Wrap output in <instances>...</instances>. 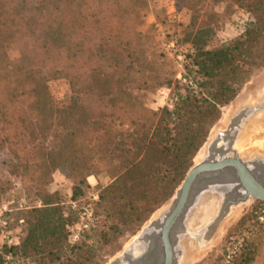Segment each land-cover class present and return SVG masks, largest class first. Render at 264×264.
<instances>
[{"label": "trees", "instance_id": "16d2710c", "mask_svg": "<svg viewBox=\"0 0 264 264\" xmlns=\"http://www.w3.org/2000/svg\"><path fill=\"white\" fill-rule=\"evenodd\" d=\"M143 2L0 0V165L31 183L35 197L55 171L75 181L73 199L84 194L89 177L110 179L93 203V226L77 242L68 240L78 213L65 215L45 197L21 220L24 238L0 249V264H10L8 257L101 264L99 252L138 232L174 195L223 108L264 68V0H237L253 14L238 39L212 48L215 31L190 25L183 41L193 50L186 57L188 83L172 107L153 111L135 103L133 92L151 87L152 65L133 48V41L143 46L144 34L120 22L137 16ZM109 21L127 33L117 51L103 36ZM14 42L21 50L16 63L8 55ZM47 70L70 80L68 107L57 106ZM56 129L63 132L52 149ZM251 250L245 243L235 264H250Z\"/></svg>", "mask_w": 264, "mask_h": 264}, {"label": "rangeland", "instance_id": "374dc122", "mask_svg": "<svg viewBox=\"0 0 264 264\" xmlns=\"http://www.w3.org/2000/svg\"><path fill=\"white\" fill-rule=\"evenodd\" d=\"M123 7H126V4H123ZM138 10L137 16L130 17L120 24H122V29L133 27L145 36L142 47L136 44L137 41L132 43L133 48L137 49L138 52H146V56L152 65L150 67V81L152 83L149 88L135 90L133 100L153 111H158L166 106L171 108L177 95L183 93L182 87L188 83L184 78L185 66L188 61L186 57L193 50L189 44H184L183 41L190 31L191 24H194L196 29L209 25L215 31L211 47L216 48L243 35L253 18V14L244 6H240L237 0H201L200 2L199 0L194 2L192 0H144L142 6H138ZM117 22L109 21L106 28L104 27L108 30L103 32L105 39H111L109 47L116 51L119 50V42L127 40V33L123 30H117ZM8 55L13 63L19 61L21 57L19 43L14 42L8 45ZM46 72L50 80V91L57 106L59 108L68 107L73 97L70 80L55 74L52 75L50 70ZM262 82H264V68L256 71L236 99L223 108L222 117L212 128L208 138H211L216 131L226 129L227 119L239 111V104L245 102L243 108L249 106L248 101L252 97H257L255 92L258 91V85ZM160 83H162L161 86H158ZM256 105L258 104L251 106ZM263 121L264 112L251 120L239 139L236 149L245 161L259 157L264 158ZM67 131L64 129V132ZM62 132L57 129L52 132L50 148H57L60 141L58 136H61ZM201 152L205 153V148H201L198 155ZM195 159L193 165L199 163L195 162ZM109 182L110 179L105 173L91 176L87 179L88 188H84V194L73 199L75 181L67 178L60 171H55L40 190V196L35 197L31 183L25 182L19 175H10L6 168L0 165V249L5 246H12L8 243V239L13 238L16 242L17 236L21 239L24 238L27 225L23 224L21 220L25 218L28 211L43 207L45 197L53 198L55 202H58L65 215L72 211L78 213V219L72 226L73 231H78L83 222H87L90 229L94 223L95 207L93 203L98 200L100 188ZM173 196L152 214L138 232L133 235L127 234L119 243L99 252L98 260L100 263L110 264L118 257L134 241L142 229L165 210ZM217 204L218 202L214 206L212 198L207 200V204L203 203L209 208L206 207L204 211L206 213L199 221L197 220L190 225L191 230H194L204 221L208 222L213 217ZM233 210H236V215H234ZM3 222H7L8 225L4 226ZM231 240L236 243L243 241L244 244L251 246L253 260L250 264H264V202L251 200L233 207L229 216L221 223L213 239L205 245L197 243L195 246L189 247L182 264H216ZM94 241H97V238L89 241V243H94ZM68 243L72 245L75 242L70 238ZM67 258L71 259V255L68 254ZM7 260L10 264H39L33 259L8 257Z\"/></svg>", "mask_w": 264, "mask_h": 264}, {"label": "water", "instance_id": "95a60500", "mask_svg": "<svg viewBox=\"0 0 264 264\" xmlns=\"http://www.w3.org/2000/svg\"><path fill=\"white\" fill-rule=\"evenodd\" d=\"M263 112L264 100L245 107L229 119L225 130L208 138L202 147L205 157L191 167L169 205L110 264H182L189 247L213 239L233 207L264 202V161H245L236 149L248 124ZM209 196L218 202L213 217L191 230L192 219Z\"/></svg>", "mask_w": 264, "mask_h": 264}, {"label": "built area", "instance_id": "2783aa9c", "mask_svg": "<svg viewBox=\"0 0 264 264\" xmlns=\"http://www.w3.org/2000/svg\"><path fill=\"white\" fill-rule=\"evenodd\" d=\"M90 219V218H88ZM4 226H7V222H3ZM89 230V224L87 222H83L81 227L78 229V231H73L71 239L73 242H77L80 239V236L83 232ZM8 243L13 245L15 244V239H8ZM243 241L242 242H233V240L230 241L228 244L226 250L222 254L221 258L218 260L217 264H235V259L237 255L241 252V249L243 248Z\"/></svg>", "mask_w": 264, "mask_h": 264}, {"label": "bare ground", "instance_id": "6f19581e", "mask_svg": "<svg viewBox=\"0 0 264 264\" xmlns=\"http://www.w3.org/2000/svg\"><path fill=\"white\" fill-rule=\"evenodd\" d=\"M258 87H259V89H258V91L257 92H255L256 93V98H254V97H252L251 99H250V101H248V104H249V106H251V105H255V104H259V103H261L263 100H264V82H262L260 85H258ZM258 98V99H257ZM245 105V102H243L242 104H239V106H238V110L240 111L242 108H243V106ZM249 106H246V107H249ZM245 108V107H244ZM238 112V111H237ZM236 112V113H237ZM259 118V117H258ZM229 119H230V117L227 119V123H226V125L228 124V121H229ZM262 120V119H261ZM224 122H225V120H224ZM264 122V121H263ZM214 135H215V133H214ZM214 135L211 137V138H209V141L214 137ZM243 149V148H242ZM203 151V150H202ZM205 157V153L204 152H201L197 157H196V159H195V162H200L203 158ZM209 198H212V200H213V202H214V206H216V199L214 198V197H206V198H204L203 199V201H202V204H201V207H200V209H199V211H198V213L194 216V218L192 219V223L190 224V225H192L193 223H195L197 220L199 221V219L202 217V216H204V214L206 213V212H204L205 210H206V207L208 206H204L203 205V203H205V204H207V200L209 199ZM208 208H209V206H208ZM237 210V209H236ZM235 210V211H236ZM234 210H233V212H235ZM237 213L235 212L234 213V215H236ZM209 221V220H208ZM230 222V221H229ZM205 223H207V222H203L202 224H200L199 226H202V225H204ZM199 226H196V228L197 227H199ZM225 227V226H224ZM195 228V229H196ZM194 229V230H195ZM222 231V230H221ZM223 232H224V229H223ZM186 243V242H185Z\"/></svg>", "mask_w": 264, "mask_h": 264}, {"label": "flooded vegetation", "instance_id": "af4514ba", "mask_svg": "<svg viewBox=\"0 0 264 264\" xmlns=\"http://www.w3.org/2000/svg\"><path fill=\"white\" fill-rule=\"evenodd\" d=\"M259 159H262L264 161V158L259 157ZM262 202V201H261Z\"/></svg>", "mask_w": 264, "mask_h": 264}]
</instances>
